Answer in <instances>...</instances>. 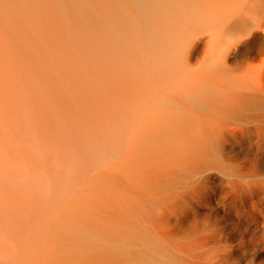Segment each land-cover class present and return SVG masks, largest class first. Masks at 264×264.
<instances>
[{"label":"bare ground","instance_id":"6f19581e","mask_svg":"<svg viewBox=\"0 0 264 264\" xmlns=\"http://www.w3.org/2000/svg\"><path fill=\"white\" fill-rule=\"evenodd\" d=\"M202 28L208 48L226 46V65L264 34V0H0V192L30 198L35 228L72 192L97 226L88 242L70 232L41 248L50 264H90L82 244L92 264H159L163 194L193 197L213 164L204 131L215 117L183 100L194 48L179 43ZM261 62L227 69L241 129L264 124ZM18 242L0 234V264L29 261Z\"/></svg>","mask_w":264,"mask_h":264},{"label":"rangeland","instance_id":"374dc122","mask_svg":"<svg viewBox=\"0 0 264 264\" xmlns=\"http://www.w3.org/2000/svg\"><path fill=\"white\" fill-rule=\"evenodd\" d=\"M208 40L209 33L202 28L188 32L185 45L179 44L184 51L187 44L194 48V92L190 98L184 93L183 100L189 102L197 116H213L216 120L214 129L204 131L209 133V162L213 164L203 173V188L198 194H163L167 199L162 206L166 219L162 233L156 234L161 248L156 258L159 264H264V124L249 122L242 124L241 129L235 109L239 99L236 81L226 78L227 69L239 68L245 62L252 67L261 66L264 34L258 33L233 48L226 65L222 61L226 46L220 43L216 49L208 48ZM183 76L186 77V70ZM201 126L194 129L197 137L203 132ZM6 194L0 192V234L5 232L14 240L19 239L18 256L29 259L26 264H50L47 255L37 252L58 242L63 235L74 232L77 238L88 242L97 231V226L89 221L93 211L72 192L61 209H54V203H50L49 221L38 228L23 215L22 208L31 204L30 198L12 191ZM6 206L8 211L4 210ZM9 210L17 216L13 217ZM4 211L10 214L6 216ZM83 247L80 245L74 255L83 260L80 262L92 264Z\"/></svg>","mask_w":264,"mask_h":264}]
</instances>
